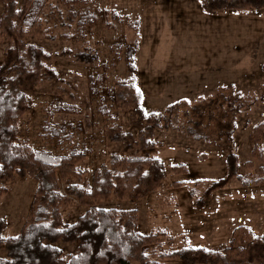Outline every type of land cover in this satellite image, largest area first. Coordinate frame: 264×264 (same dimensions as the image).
I'll return each mask as SVG.
<instances>
[{
	"label": "rangeland",
	"instance_id": "rangeland-1",
	"mask_svg": "<svg viewBox=\"0 0 264 264\" xmlns=\"http://www.w3.org/2000/svg\"><path fill=\"white\" fill-rule=\"evenodd\" d=\"M2 8L0 3V16ZM75 10H88L99 17L84 38L63 37L75 33V22L68 20V9L57 0L46 1L40 34L26 38L43 50L42 64L51 78L27 88L33 111L20 120L19 142L54 156L85 151L77 164L84 172L83 180L69 181L80 185L90 181L97 167L107 165L111 154L123 155V144L108 138V127L118 125L136 139L143 125L134 124L132 109L112 104L108 92L130 78L123 48L137 40L132 77L141 95L140 107L147 114L165 116L168 106L180 102L175 117L178 130L167 128L162 121L154 131L156 147L147 155L162 161L165 168L155 191L133 202L111 197L95 206L135 209L138 231L163 232L159 237L166 251L185 247L219 250L228 245L238 226L264 236V180L253 182L261 177L264 160L252 156L253 129L264 122V8L241 13L222 10L212 15L201 9L198 0H87ZM8 45L0 39V65ZM89 76L103 79L96 96L90 92ZM234 97L245 104L238 112L229 103ZM59 104L75 110L51 113ZM102 104L108 115L99 114ZM47 124L64 126L73 138L58 144L45 135ZM192 126L205 137L195 140L190 136L187 130ZM260 146L264 156V139ZM230 154L237 157V175L251 184L245 186L241 179L231 178L198 207L205 190L226 177ZM67 184L59 181L64 195ZM36 189L31 177H16L7 184L6 193L0 195L3 237L17 235L27 222ZM86 210L87 206L71 199L61 209L62 222L72 224ZM57 246L67 259L76 244L59 242ZM162 263L184 264L180 260Z\"/></svg>",
	"mask_w": 264,
	"mask_h": 264
},
{
	"label": "trees",
	"instance_id": "trees-1",
	"mask_svg": "<svg viewBox=\"0 0 264 264\" xmlns=\"http://www.w3.org/2000/svg\"><path fill=\"white\" fill-rule=\"evenodd\" d=\"M46 1L0 0L3 5L0 39L9 43L0 65V195L6 193L7 184L16 177H31L37 183L28 220L17 235L3 237L4 222L0 219V253H4V257H0V264H163L165 260H180L184 264H264V236L254 234L245 226L234 228L228 245L219 250L185 247L166 251L162 250L159 237L164 235L163 232L159 235L138 231L135 209L95 206L97 202L111 197L133 202L155 191L165 177V168L162 161L147 155L156 147L152 141L154 131L161 128L162 121L166 122L167 128L178 130L175 117L180 102L168 106L165 116L147 114L140 107L141 95L132 77L135 73L133 57L137 40L123 48L130 78L118 82L114 90L108 92L112 104L132 109L136 115L134 124L143 125L136 139L131 134L123 133L118 125L108 127V138L123 144V155L111 154L108 164L97 167L91 173L90 181L80 185L69 181L83 180L84 172L77 168V164L84 159L85 151L71 150L66 155L54 156L49 151L35 150L28 143L19 142L20 120L33 111V103L26 90L51 78L50 71L42 64L43 50L36 44L26 42V38H34L41 32V13ZM198 1L201 9L212 15L222 10L241 13L258 12L264 8V0ZM57 2L68 9V20L75 22V33L63 35L67 40L84 38L87 30L99 21L95 13L75 10L77 6L86 4L87 0ZM135 27H138L137 22ZM88 80L91 94L98 95L96 87L102 82V77L89 76ZM237 97L230 102L228 98L226 100L236 112L245 105ZM101 100L104 101V98ZM74 110L71 105L59 104L51 109V113H70ZM98 112L102 116L108 115L103 104ZM44 131L49 139L60 145L73 138L64 126L47 124ZM187 132L195 140L205 137L195 126L189 127ZM263 139L264 122L252 132V156L260 161L264 160L260 146ZM245 165L251 166V162ZM226 166V177L213 182L205 190L202 199L197 201L198 207H202L204 200L213 191L223 188L231 178L241 179L245 186L251 184V181L237 175L236 155L227 156ZM260 175L254 183L264 180V169H260ZM60 180L68 182L66 195L60 192ZM71 199L87 206L88 210L74 223L64 224L61 209ZM59 242L76 244L74 253L67 259L57 246Z\"/></svg>",
	"mask_w": 264,
	"mask_h": 264
}]
</instances>
